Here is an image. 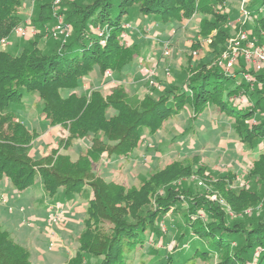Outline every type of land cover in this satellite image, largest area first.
I'll return each instance as SVG.
<instances>
[{
    "label": "trees",
    "instance_id": "trees-1",
    "mask_svg": "<svg viewBox=\"0 0 264 264\" xmlns=\"http://www.w3.org/2000/svg\"><path fill=\"white\" fill-rule=\"evenodd\" d=\"M24 1L0 0V43L3 38L16 35L15 27L26 20ZM226 1L76 0L71 2L70 8L74 4V9L69 10L79 20L68 22L71 35L66 41L69 42L62 43V39L50 35L52 41L62 45L47 50L38 43L42 40L39 33L54 5L35 0L34 19H31L38 28L35 39L6 49L0 45V178H8L20 192L32 188L39 180L44 193L54 203L64 204L62 201L82 196L89 188L94 192L75 253L63 264H130L128 253L150 241L157 242L159 222L169 212V204L177 203L179 210L185 209L181 198L190 200L191 196L195 197L191 201L192 210L187 208L183 215L186 224L177 222L184 229L177 237L176 250L167 254L161 264H194L203 253H219L218 264H264V219L248 228H239L235 220L232 224L223 210L213 209L216 202L210 204L207 198L197 195L194 187L177 188L172 184L179 173L186 171H175L178 169L168 166L151 175L150 182L144 179L141 187L130 189L106 180L94 168L105 153L108 158L118 160L132 155L144 144L145 132L155 134L165 121L183 110L189 109L193 119L214 106L228 117L242 146L258 152L249 177L262 180L257 168L264 160V151L260 152L264 149V89L255 83L264 85V66L250 71L243 63L244 68L232 76L220 64L233 28L229 27L230 12L217 10ZM248 8L255 21L250 23L252 32H247L249 38H255L254 32L264 28V0H250ZM133 15L155 18L163 24L178 21L184 27L198 15L200 38L191 49L200 46L201 38L206 39L208 43L201 49L209 47L207 55L195 60L191 53L180 78L164 88L152 86L145 77L148 90L143 94L127 91L124 83L108 93L99 86L84 88V78L96 68L104 76L111 70L113 76L124 78V69L134 63L141 50V44L126 45L122 39L124 24ZM92 27H101L103 36L92 31ZM255 39L257 44H262L260 39ZM209 56L218 60L211 64ZM237 67L236 64L234 70ZM245 71L249 72L251 81L238 76ZM242 94L253 105L238 103ZM34 96L38 97L37 106L44 115L43 124L60 125L68 133L56 148L41 157L30 154L39 133L26 122L25 100H33ZM253 119L257 124L251 123ZM77 140H87L90 144L73 159L66 150ZM160 189L164 193L159 194ZM245 190L230 194L240 199L247 195ZM197 197L201 199L196 200ZM151 199L156 202L152 203ZM193 209L204 210L206 218L194 222L190 217ZM190 239L195 242L189 244ZM182 246L187 248L183 250ZM155 263L160 261L157 259ZM0 264H35L30 249L19 243L1 222Z\"/></svg>",
    "mask_w": 264,
    "mask_h": 264
},
{
    "label": "rangeland",
    "instance_id": "rangeland-1",
    "mask_svg": "<svg viewBox=\"0 0 264 264\" xmlns=\"http://www.w3.org/2000/svg\"><path fill=\"white\" fill-rule=\"evenodd\" d=\"M73 1L75 2L76 0H65L57 4L56 0H37L38 3L47 2L49 5H54L52 11H47L50 17L44 22V25H42L44 28L39 33L42 35V40L38 43L42 49L47 48L48 50L49 48L62 45L52 41L50 34L52 28L60 19L65 23H75L76 16H72L73 12H70L74 9V4L73 8H70ZM240 1L227 0L225 3L220 4L217 9L220 13H223L222 11L230 12L229 27L231 28L232 26L233 28L230 29L231 35L228 42L231 38H236L242 30L251 31L252 27L250 28L248 25L255 21L249 18L245 24L238 22L237 19L241 17ZM34 4L35 0L24 1L23 13L26 19H34ZM76 20H79V18ZM199 21L200 17L196 15L193 18V22L184 27L178 21L163 24L158 23L155 18L133 15V18L124 24L125 33L122 39L126 45H131L133 42L141 44V50L134 63L124 69V78L113 76L114 73L111 70L112 76H104L96 68L94 72L84 78V88L92 89L99 86L104 93H108L113 88L124 83L127 91L143 94L148 90L147 85L144 83V78L147 77L150 70H154L156 73L155 76H152L155 82L154 84L151 83L152 86L158 85V87L164 88L168 83L174 82L178 77L180 78L182 75H180L181 69L187 64L191 53H193L195 60H201L207 55L209 47L203 51L201 49L208 43L206 39L201 38V42L199 41L200 46L198 48L200 49L195 47L191 49L196 39L200 38L197 34ZM238 24L240 25L238 26ZM258 30L264 33V28H259ZM92 31H96L100 36L104 34V30L101 27H92ZM35 37L36 35L32 37L13 35L12 38H9V45L2 48L21 46L28 40L35 39ZM253 38L250 39L256 40ZM260 40L262 41L261 46H264L263 39ZM166 41H170V55L168 56L163 54ZM68 42L65 40L62 43ZM195 50L198 54H194ZM228 50L229 46L223 53ZM223 57L225 56L222 55L221 58L223 59ZM208 59L211 64L218 60L211 56ZM245 61L243 56L237 58L235 65L237 64L239 67L231 73L232 76H236V72L242 67L244 68L243 63L250 71H256V68L251 63ZM245 73L249 72H240L238 76H244ZM160 75H162V78L159 77ZM258 85L260 89H264V85L256 81L255 86L257 87ZM239 100L241 101L238 103L253 105L245 94H242ZM37 102L38 97L34 96L33 100L31 99L28 102L25 100V106L27 107V125L38 131L39 138L48 127L42 122L41 117H44V115L40 114L41 111L37 106ZM251 123L257 124V121L253 119ZM55 129L59 130V135L57 137L45 136L42 139L44 142L41 151L38 153L37 145L40 141H36L37 145L34 144L30 152L32 156H34L35 152V157H40L42 152L50 153L52 149L59 145V141L68 134L67 130L60 125H57ZM143 139L144 144L130 156H125L118 160L108 158L107 153H105L103 159L94 164L95 171L106 180H112L131 189L132 187H141L144 179L150 182L149 177L155 172L162 171L168 166L170 168L174 167V169H178L175 171L183 170L186 172L184 174L179 173V177L172 184H176L177 188L190 189L194 187L197 195L207 198L210 204L216 202L212 205L213 209L223 210V214L226 213L229 216L228 219H230L232 224L235 220L239 228H248L256 221L264 219V183L262 181L264 180V160L257 168L262 173V180L258 178L250 180L249 170L253 165V161L257 158L258 152H250L242 146L229 124L228 117L222 114L218 107H214L211 112L208 108L193 119L190 118V110L185 109L180 114L172 116L165 121L155 134L150 135L145 132ZM89 144L90 142L87 140H77L66 151L71 154L73 159H77L79 153L85 150ZM262 151L264 149L260 152ZM224 184L227 186H224ZM219 189H224V192ZM241 189L248 190H245L247 195H243L240 199H234L230 193H238ZM254 191H257L258 194ZM43 192L39 180L32 188L20 192L13 187L8 178H0V222L13 233L19 243L30 249L32 260L35 264H63L70 256L74 255L78 246L77 237L83 230L86 210L76 212L73 220L68 222L67 227L72 230L71 234L57 227L55 228L57 235L62 240V246L51 250L49 248L50 239L47 234L48 213L46 209L48 206L45 207L39 200ZM93 193V189L89 188L82 194L83 197L78 195L76 198L69 199V202L75 207L86 203L87 209L89 200L93 198ZM162 193L164 191L160 189L159 194ZM136 195L139 196L137 191ZM132 197L135 199V196ZM194 198V196H191L190 200L181 198V201L183 200L186 204L185 209L182 210L178 209L177 203L169 204V212L159 222L161 228L160 235L155 237L157 242L153 240L147 243L145 247L138 246L135 251L127 254L128 262L130 264H156L157 259L160 264L165 262L167 254H171L176 250L174 245L177 237L184 229L179 227L177 222L186 224L185 220L183 221L184 210L185 212H188L187 208L192 210L193 202L191 201H194ZM197 198L196 200L201 199ZM150 201L152 203L153 201L154 203L156 202L155 199ZM163 204L166 205L165 203ZM155 207L159 206L155 205ZM190 217L194 222L198 218H206L205 211L196 212L194 210ZM67 219V216H65L61 224H66ZM108 227L106 225V228ZM194 242V240H191L189 244ZM182 248L184 250L187 247L182 246ZM220 257L219 253H203L202 256L194 260V264H218Z\"/></svg>",
    "mask_w": 264,
    "mask_h": 264
},
{
    "label": "built area",
    "instance_id": "built-area-1",
    "mask_svg": "<svg viewBox=\"0 0 264 264\" xmlns=\"http://www.w3.org/2000/svg\"><path fill=\"white\" fill-rule=\"evenodd\" d=\"M248 0L240 1V11L241 17L238 19V22L245 24L249 18H252L251 12L248 8ZM61 0H56L58 4ZM15 34L19 37H32L38 33V28L32 23L31 19H26L23 23L15 27ZM55 39L66 40L71 35V25L65 23L62 19L52 28L51 34ZM9 39L3 38L1 40V47H6L9 45ZM229 50L223 55V59L220 61V64H224L225 70L229 73L234 72L235 62L238 56H243L245 60L251 63L256 70H259L264 65V46L257 44L255 40L249 38L247 31H240L236 38H231L229 43ZM163 54L168 56L170 55V41H166ZM194 54H198L197 51H194ZM108 76H112L110 70L107 71ZM156 73L154 70H150L147 77L150 79V82L154 84L155 82L152 79V76H155ZM245 78L248 81H251L252 78L250 74L245 73ZM160 88V87H159ZM240 98V97H239ZM65 205L61 203H53L49 206V215H48V228L47 234L50 239L49 248L55 250L58 247L62 246V240L57 235L56 227H60L63 223L66 216Z\"/></svg>",
    "mask_w": 264,
    "mask_h": 264
},
{
    "label": "crops",
    "instance_id": "crops-1",
    "mask_svg": "<svg viewBox=\"0 0 264 264\" xmlns=\"http://www.w3.org/2000/svg\"><path fill=\"white\" fill-rule=\"evenodd\" d=\"M238 20V19H237ZM190 22V23H189ZM193 22V20L191 19V20H189L188 21V23L185 25V26H187V25H189V24H191ZM248 27H250L251 28V26H250V24L248 25ZM250 31V30H249ZM251 32H252V29H251ZM264 33H263V31H258V32H254V36H255V38H257L258 40L259 39H263V41H264V35H263ZM138 60V59H137ZM136 60V61H137ZM135 61V62H136ZM160 78H162V75H160L159 76ZM214 108V106H211V107H209V109H210V112H211V110ZM201 115V114H200ZM221 116V115H220ZM57 125H55V126H48V128L46 129V131L36 140V141H40V143H38V145H37V153L39 152V151H41V148H42V146H43V138L45 137V136H50V137H57L58 135H59V130L58 129H55V127H56ZM34 151H35V148H34ZM47 153L46 152H42L41 153V155H40V157L41 156H44V155H46ZM36 155V152L34 153V156ZM83 197V196H82ZM44 198V200L42 201V199ZM84 198L86 199V197L84 196ZM39 200L41 201V204L43 203V205H45V207L46 206H48V208L46 209L47 210V213H48V215H49V206L51 205V204H53L54 202H51V199H50V197H48V196H46L45 195V193L43 192V194H41V197H39ZM62 203H64V205H65V207H66V209H65V212H66V216H67V222H66V224L64 223V224H61L60 225V227H57V228H59V229H61V230H64L65 232H67L68 234H71L72 233V230L71 229H69L68 227H67V225H68V222H70L71 220H73V217H74V215H75V213L76 212H80V211H83V210H86V203L85 204H83V205H80V206H74L72 203H70L69 202V200L67 199V200H65V201H62ZM58 234V233H57Z\"/></svg>",
    "mask_w": 264,
    "mask_h": 264
}]
</instances>
